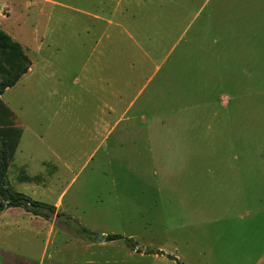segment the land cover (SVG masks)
<instances>
[{
    "label": "rangeland",
    "instance_id": "obj_1",
    "mask_svg": "<svg viewBox=\"0 0 264 264\" xmlns=\"http://www.w3.org/2000/svg\"><path fill=\"white\" fill-rule=\"evenodd\" d=\"M0 29L32 60L0 94L10 189L163 264H264V3L0 0ZM0 202V247L72 234Z\"/></svg>",
    "mask_w": 264,
    "mask_h": 264
},
{
    "label": "crops",
    "instance_id": "obj_2",
    "mask_svg": "<svg viewBox=\"0 0 264 264\" xmlns=\"http://www.w3.org/2000/svg\"><path fill=\"white\" fill-rule=\"evenodd\" d=\"M254 1H256L257 4L264 3V0ZM30 61L32 64L31 59ZM31 64L29 65L27 71L23 73L18 78V80L23 75L27 74L31 68ZM58 211L63 213V215L72 218V216L64 212V210L61 209L59 205L57 208L55 206V212ZM52 217L58 221L59 225L67 229L70 228L69 232L72 234H66L50 228L47 230L46 235L39 237L37 240H35L33 236L27 235L18 238V241L23 244V247L27 246L26 248H35V254L23 251L22 247L15 249L8 244H3L0 247V264H124L127 257L132 258L135 256L138 257L139 263L141 261L140 259L143 257H148L151 263L158 261L162 263V259L174 261V259L167 257V254L170 253L164 252L160 246L156 247L155 249H148L141 252V250H139L136 245H126L127 242L124 238L130 237H126L123 234L117 233L115 231L106 234L100 232L103 238H96V242H93L90 240V235L92 232H90V234L78 232L75 228L77 227L76 222L70 219L59 218L55 214L51 215L49 218ZM80 226L85 227L84 225ZM116 233L123 235L124 238L113 240L105 239L107 234ZM79 234L84 235L85 239L80 240L77 236ZM133 241L134 240H132V242Z\"/></svg>",
    "mask_w": 264,
    "mask_h": 264
},
{
    "label": "trees",
    "instance_id": "obj_3",
    "mask_svg": "<svg viewBox=\"0 0 264 264\" xmlns=\"http://www.w3.org/2000/svg\"><path fill=\"white\" fill-rule=\"evenodd\" d=\"M31 61L24 52L22 45L12 39L6 32L0 29V94L3 93L6 87L12 86L18 78L27 71ZM0 113L1 117L12 118L14 113L12 110L0 99ZM21 133L20 127L14 125L11 120H6L5 123H0V200H4L6 206H24L34 214H40L45 218L51 215H57L62 219H70L69 216L63 215L61 212H55L54 205H48L40 201L34 200L31 197L10 189L7 186L5 172L8 165V159L12 155L19 140ZM0 202V210H1ZM76 230L80 233L90 234L85 227L78 225L76 222ZM124 238L121 234H107L105 239L113 240ZM129 246H133L130 238H124ZM161 253V251H160ZM167 257H172L167 254Z\"/></svg>",
    "mask_w": 264,
    "mask_h": 264
},
{
    "label": "water",
    "instance_id": "obj_4",
    "mask_svg": "<svg viewBox=\"0 0 264 264\" xmlns=\"http://www.w3.org/2000/svg\"><path fill=\"white\" fill-rule=\"evenodd\" d=\"M2 204V203H1ZM95 237L98 238V239H102L103 236L101 233H94Z\"/></svg>",
    "mask_w": 264,
    "mask_h": 264
}]
</instances>
